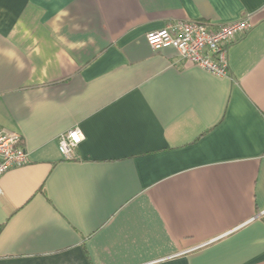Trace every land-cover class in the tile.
Returning a JSON list of instances; mask_svg holds the SVG:
<instances>
[{"label":"crops","instance_id":"obj_1","mask_svg":"<svg viewBox=\"0 0 264 264\" xmlns=\"http://www.w3.org/2000/svg\"><path fill=\"white\" fill-rule=\"evenodd\" d=\"M246 14L227 76L146 40ZM0 125V264H264V0H0Z\"/></svg>","mask_w":264,"mask_h":264},{"label":"built area","instance_id":"obj_2","mask_svg":"<svg viewBox=\"0 0 264 264\" xmlns=\"http://www.w3.org/2000/svg\"><path fill=\"white\" fill-rule=\"evenodd\" d=\"M252 27L250 15L231 21L218 28L205 21L179 20L164 28L149 31L146 40L153 50L171 46L179 56L206 71L218 75L229 74L228 49L231 43ZM85 135L72 127L59 137V150L67 160L75 159V149ZM29 161L28 151L17 132L5 130L0 125V178L8 170L23 166Z\"/></svg>","mask_w":264,"mask_h":264}]
</instances>
